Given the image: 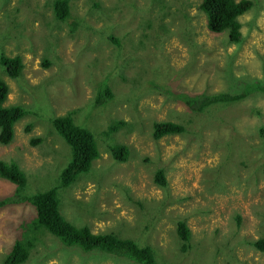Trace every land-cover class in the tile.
<instances>
[{"label":"rangeland","instance_id":"1","mask_svg":"<svg viewBox=\"0 0 264 264\" xmlns=\"http://www.w3.org/2000/svg\"><path fill=\"white\" fill-rule=\"evenodd\" d=\"M200 1L69 0V16L56 21L51 0H0V53L19 54L24 64L17 78L0 66L8 85L3 104L28 109L12 140L0 143V159L24 171L21 193L58 186L66 220L148 243L162 261L264 264V251L252 242L264 237V137L257 131L264 123V0L239 17L240 43L207 28ZM102 81L114 96L96 106ZM250 81L263 89L201 111L165 92H218L228 82ZM71 108L100 153L86 173L60 186L70 147L50 118ZM114 119L124 124L108 135ZM165 120L184 130L154 139L153 122ZM117 143L128 147L125 161L111 155L109 145ZM158 168L163 188L154 181ZM14 188L0 177V199ZM34 220L29 202L0 206V264ZM179 220L191 230L186 241L177 235ZM37 234L19 264H139L64 248L44 227Z\"/></svg>","mask_w":264,"mask_h":264},{"label":"trees","instance_id":"2","mask_svg":"<svg viewBox=\"0 0 264 264\" xmlns=\"http://www.w3.org/2000/svg\"><path fill=\"white\" fill-rule=\"evenodd\" d=\"M53 20L63 21L70 13L69 0H51ZM253 6V0H201L198 7L204 13L207 28L215 33L226 31L227 40L230 43H240L243 39L239 17L249 11ZM49 62L43 60L42 64ZM23 60L19 54L6 55L0 53V66L8 76L17 78L23 69ZM241 88L236 89L235 85ZM151 85V84H150ZM263 83L258 81L250 82H228L227 89L218 92L189 93L182 91L165 92L175 100L186 104L192 110H203L211 105H228L231 102L242 100L247 94L255 90H262ZM169 91V92H168ZM8 85L0 79V143L5 144L13 138V126L22 118L28 109L21 104L4 105L7 97ZM113 91L108 82H98L93 104L103 106L113 99ZM39 101V99H37ZM77 108L68 109L63 114H57L50 118L55 131L64 139L70 147L69 159L61 168L59 167V185L68 186L75 182L79 175L87 172L92 161L99 156V148L93 132L81 123H75L74 113ZM50 123V124H51ZM123 121L114 119L108 126L106 133L110 135L123 125ZM30 124L27 125V127ZM51 125V127H52ZM184 126L178 122L165 120L153 122V138L158 139L163 135L181 133ZM258 134L264 137V123L257 128ZM41 140L31 139V143ZM112 157L116 161L127 159L128 147L126 144L117 143L109 145ZM58 170V171H59ZM0 177L11 181L15 188L11 196H4L0 199V206L14 204L17 202H29L35 210V220L32 224H24L22 232L27 234L22 240L17 239L12 243L5 256L1 258L3 264H19L28 257V250L39 240V232L44 227L52 235L58 237L60 242L68 246L64 248H78L82 253L108 254L119 258H125L130 262L139 264H180L162 261L157 257L155 248L148 243H139L134 238L123 237L111 231H93L88 225H74L66 220L60 212L57 196L58 186H51L41 191L23 194L20 189L26 182L24 171L13 161L0 159ZM154 181L159 187L166 186L167 181L161 168L156 169ZM239 215L236 217L239 222ZM177 235L188 240L191 230L184 220L176 224ZM37 238V239H34ZM256 248L264 251V237L254 239Z\"/></svg>","mask_w":264,"mask_h":264},{"label":"clouds","instance_id":"3","mask_svg":"<svg viewBox=\"0 0 264 264\" xmlns=\"http://www.w3.org/2000/svg\"><path fill=\"white\" fill-rule=\"evenodd\" d=\"M99 152H100V151H99ZM96 159H97V158H96ZM94 160H95V159H94ZM94 160H93V161H94ZM93 161H92V162H93ZM85 173H86V172H85Z\"/></svg>","mask_w":264,"mask_h":264}]
</instances>
